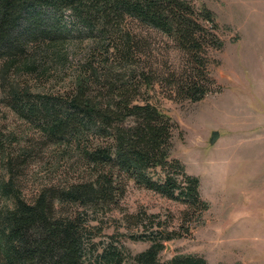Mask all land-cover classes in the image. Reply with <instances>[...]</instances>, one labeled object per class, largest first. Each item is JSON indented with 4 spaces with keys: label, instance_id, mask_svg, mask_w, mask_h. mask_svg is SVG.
<instances>
[{
    "label": "rangeland",
    "instance_id": "obj_1",
    "mask_svg": "<svg viewBox=\"0 0 264 264\" xmlns=\"http://www.w3.org/2000/svg\"><path fill=\"white\" fill-rule=\"evenodd\" d=\"M190 1L210 9L217 23L209 28L200 21L214 37L208 36L198 55L203 64L199 84L206 90L199 100L177 93L192 60L170 37L131 18L121 27L135 45V99L171 117L170 153L199 179V194L208 207L201 211L115 173L113 202L56 203V216L82 223L83 264H103L98 254L106 248L120 251L122 264H132L130 255L152 241L163 244L160 264L187 254L210 264H264V0ZM63 23L70 26L68 13ZM73 37L66 38L62 50L66 60L48 61L43 77L23 70L12 71L5 81L0 77V210L10 208L14 197L32 202L42 189L60 191L94 179L96 170L82 151L110 143L95 137L80 146L49 141L9 104L10 84L30 94L66 95L74 88L90 42ZM94 59L109 64L113 57L98 52ZM214 130L219 135L209 143ZM151 171L161 175L158 168Z\"/></svg>",
    "mask_w": 264,
    "mask_h": 264
},
{
    "label": "trees",
    "instance_id": "obj_2",
    "mask_svg": "<svg viewBox=\"0 0 264 264\" xmlns=\"http://www.w3.org/2000/svg\"><path fill=\"white\" fill-rule=\"evenodd\" d=\"M65 13L70 26L62 24ZM125 18L161 31L190 56L191 71L177 82V93L193 101L201 99L206 90L199 84L203 64L198 55L213 34L208 35L200 21L209 28L217 26L214 13L204 5L196 7L190 0H0L3 81L12 71L43 77L48 61L66 60L62 50L73 34L79 41L90 42L87 61L66 95L30 94L27 88L10 84L9 104L39 126L49 141L80 146L90 137L110 139L105 146L82 151L96 170L94 179L60 191L42 189L32 202L14 197L10 208L0 210V264H83L82 223L56 216V203L100 206L113 202L115 173L201 211L208 207L199 194V179L170 153L175 127L171 117L159 106L135 99L139 83L134 76L137 65H131L135 45L121 27ZM98 52L113 57L112 62L95 61ZM140 75L145 78L142 71ZM156 168L161 175L155 177L151 170ZM8 190L2 187L3 193ZM162 248L161 241H152L145 250L130 255L131 263L160 264ZM98 258L103 264L123 262L115 248L104 249ZM166 264L210 263L187 254L175 255Z\"/></svg>",
    "mask_w": 264,
    "mask_h": 264
},
{
    "label": "water",
    "instance_id": "obj_3",
    "mask_svg": "<svg viewBox=\"0 0 264 264\" xmlns=\"http://www.w3.org/2000/svg\"><path fill=\"white\" fill-rule=\"evenodd\" d=\"M219 133L218 131L214 130L210 136L209 143H213L215 139L218 137Z\"/></svg>",
    "mask_w": 264,
    "mask_h": 264
}]
</instances>
